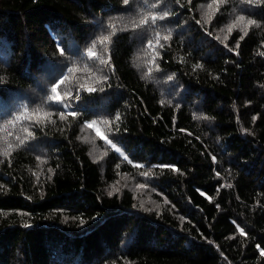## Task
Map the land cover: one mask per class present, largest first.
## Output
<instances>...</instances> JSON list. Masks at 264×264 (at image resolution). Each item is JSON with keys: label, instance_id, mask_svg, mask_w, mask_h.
<instances>
[{"label": "trees", "instance_id": "16d2710c", "mask_svg": "<svg viewBox=\"0 0 264 264\" xmlns=\"http://www.w3.org/2000/svg\"><path fill=\"white\" fill-rule=\"evenodd\" d=\"M209 3L0 0V264H264V0Z\"/></svg>", "mask_w": 264, "mask_h": 264}, {"label": "snow or ice", "instance_id": "6c2138e0", "mask_svg": "<svg viewBox=\"0 0 264 264\" xmlns=\"http://www.w3.org/2000/svg\"><path fill=\"white\" fill-rule=\"evenodd\" d=\"M189 2H191V0H189ZM222 2H224V0H212V3H209L208 6H207L209 12H212V11L214 10V6H215V9L218 10L219 4L222 3ZM247 2L250 3V4H255V3H260V2H262V0H247ZM124 3L127 4V3H128V0H124ZM152 7H155V5L153 4ZM166 16H167V13H163V14L159 15V17H158L157 15L153 14V15H151L150 17H144L143 19L139 20V22H138V24H137L136 26L139 27L140 25H148V24H149V21L151 22V25H155L157 19L163 20V19H165ZM210 19H211V16H208V20H210ZM244 22H245V16H244V15H240V16L237 18L236 22L233 23V24H231L230 27H228L227 31H228L229 33H231L232 30H233V28L238 27L240 24H243ZM254 23H255L254 20H252V19H248V20H247V23H246V25H245V27H247V26H249V25H252V24H254ZM170 37H171V34L169 33L168 35L163 36V39H164L165 41H167V40L170 39ZM154 39H155V41H156L157 44H158V43H159V40H160V34L157 33ZM217 39H219V37H217ZM224 39L226 40L227 37H225ZM107 40H108V37H107V36H104L103 39L101 40V44H103L104 41H107ZM148 46H149L150 48L153 47L152 43H149ZM93 47H95V44H93ZM161 47H162V45H161ZM87 55H88L89 58L96 57V53H95L94 51H92L91 49L88 50ZM99 62H100L101 64L105 63V61H104L103 59H100ZM65 79H66V78L59 80V81H58V82H57V83L51 88V92L53 93V95L50 97V99L53 100V101H55V102H57V103H58L59 105H61V107H63V108H70L71 105H70V104H65V103H64V96H62L61 93L58 91V89L61 87V85L64 84ZM86 90H87L89 93L95 91V89H94L93 87H88ZM65 95L68 96L69 99L72 98V97H71L70 95H68L67 93H66ZM47 115H48V114L46 113V114H45V117H41V118H46ZM66 115H67V116H71V117H75V116H76V113H75V112H71V111H70V112H67V113H65V112H60L59 118L63 120V119L66 118ZM200 118H201V117H197V119H200ZM203 118H204V119H207V117H203ZM17 119H19V117H17ZM116 120H119V116H118V115L116 116ZM103 123H104V124H109L110 122H109L108 120H105V121H103ZM86 127L89 128V129H94V131H95V135H96L97 137H99L100 140L105 141L107 144H111V145L113 146V148H115V150H116L117 152H121L120 148L116 147V145L113 143V141L110 140V139L105 135V133L101 130V128L96 126V122H95V121H93V122L87 124ZM24 131L27 132V135H28V136H31V135H32V132L28 131L27 128H25ZM21 143H23V141H21ZM4 155H8V153L5 152ZM121 155L123 156V158H124L125 160H128V157H127L126 155H124L122 152H121ZM129 162L131 163V161H129ZM134 167L141 168V167H143V165H140V164H134ZM173 170H175V169H173ZM149 174H150V173H148V172H144V173H142V175H144V176H148ZM139 187H140V188H143L144 185L141 184V185H139ZM109 195H112V193L110 192ZM27 226H28V225H25V227H27ZM240 234H241V235H244V234H245V233L243 232V229L240 230ZM260 255L264 256V251H261Z\"/></svg>", "mask_w": 264, "mask_h": 264}, {"label": "rangeland", "instance_id": "374dc122", "mask_svg": "<svg viewBox=\"0 0 264 264\" xmlns=\"http://www.w3.org/2000/svg\"><path fill=\"white\" fill-rule=\"evenodd\" d=\"M82 138H83V139H87V140H88V138H87V135H86V134H84Z\"/></svg>", "mask_w": 264, "mask_h": 264}]
</instances>
